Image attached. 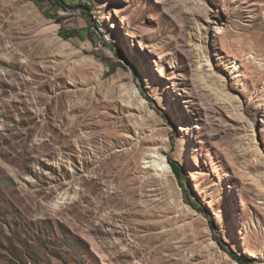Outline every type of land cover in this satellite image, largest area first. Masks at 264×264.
I'll return each instance as SVG.
<instances>
[{"label": "rangeland", "instance_id": "1", "mask_svg": "<svg viewBox=\"0 0 264 264\" xmlns=\"http://www.w3.org/2000/svg\"><path fill=\"white\" fill-rule=\"evenodd\" d=\"M58 3L0 0V264H264V0Z\"/></svg>", "mask_w": 264, "mask_h": 264}, {"label": "trees", "instance_id": "2", "mask_svg": "<svg viewBox=\"0 0 264 264\" xmlns=\"http://www.w3.org/2000/svg\"><path fill=\"white\" fill-rule=\"evenodd\" d=\"M36 2V0H33ZM50 2L54 5L53 8L56 9V6H59L60 4L58 3V0H50ZM61 3H64L66 6L68 7H71V5L67 4V0H60ZM60 35L62 37H64L65 39H68L70 37H73V36H78V37H81L79 36V33L77 31H71V32H65V31H60ZM89 36L91 37L92 41H94L93 39V34L90 33ZM171 168H172V171L173 173L175 174L176 178L178 179V183L180 185V187L182 188V191L184 193V201L190 205L193 209H195L196 211L198 212H201V213H205V210L204 208H202V206L200 204H197L196 202H194L193 200H191L189 198V195H188V189L191 188L190 186V183H189V180L187 179V177L185 176L182 168L180 167V165H178L177 163L173 162V161H170L169 162ZM212 228L215 230V226L214 224L212 223ZM214 240L217 242V244L225 251L227 252L233 259L237 260L238 262H240L241 264H245L247 262H245L243 260V258L239 257L237 255V253H235L233 250H231L229 247H227L221 237L219 236H215Z\"/></svg>", "mask_w": 264, "mask_h": 264}, {"label": "bare ground", "instance_id": "3", "mask_svg": "<svg viewBox=\"0 0 264 264\" xmlns=\"http://www.w3.org/2000/svg\"><path fill=\"white\" fill-rule=\"evenodd\" d=\"M209 19V18H208ZM134 47H135V50H137V47H136V45H134ZM200 64V63H199ZM194 84V83H193ZM199 85V84H198ZM198 88V87H197ZM196 89V88H195ZM197 91H198V89H197ZM199 93V92H198ZM197 93V94H198ZM200 94H201V92H200ZM203 96V95H202ZM205 99V98H204ZM183 123V122H182ZM190 126V125H189ZM188 129H193L192 127L191 128H189V127H187ZM186 128V129H187ZM190 148V147H189ZM159 163V162H158ZM159 169L161 170V172H162V174L163 175H171L172 173H171V170H170V166L168 165V163H166L165 161H162L161 163H159ZM220 229H221V227H220ZM219 229V230H220Z\"/></svg>", "mask_w": 264, "mask_h": 264}]
</instances>
